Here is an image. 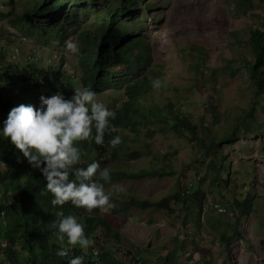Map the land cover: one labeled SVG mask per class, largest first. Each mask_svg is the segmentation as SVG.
Returning a JSON list of instances; mask_svg holds the SVG:
<instances>
[{
    "label": "rangeland",
    "instance_id": "1",
    "mask_svg": "<svg viewBox=\"0 0 264 264\" xmlns=\"http://www.w3.org/2000/svg\"><path fill=\"white\" fill-rule=\"evenodd\" d=\"M38 1L0 0V48L7 52L6 40L14 39L13 43L20 49L14 60H20V64L30 61L27 55L36 48V56L32 55L37 58L34 60L36 66H49L50 72L61 67L65 73L73 74V80L77 81L81 75L79 54L69 52L65 41L73 40L79 44L88 40L86 32L97 35V28L103 24L106 4L113 3V0H69L67 8L71 22L61 33L63 40L49 38L53 34L37 33L35 36V30L15 26L10 21L6 11L11 9L13 17L21 16ZM255 1L256 7L242 14L234 9L233 0H144L133 13L122 16L127 29L136 31L135 36L140 35L150 44L149 66L155 71L145 70L143 74H155L159 81L150 100L159 105L169 102L183 105L192 115L193 122L204 120L210 130L218 131L220 135L230 129L229 123L253 103L252 80L238 56L242 53L252 55L248 43L250 31L264 27V0ZM24 37L26 41L22 40ZM231 57L238 59L233 63L235 71L232 73L223 68ZM198 62L202 63L205 77L197 74L195 66ZM213 71L215 74L210 76ZM124 74L125 71L121 70L116 79L118 84L105 87L97 100L108 105L119 101L125 84L131 81L129 75ZM119 85L122 88L115 89ZM212 101L217 103L219 112L215 127L206 111V105ZM262 104L264 97H259L255 112L258 123H264ZM138 147H148L160 157L167 154L174 172L164 177L105 184L106 190L119 185L123 191H114L111 197L113 207L98 213L111 222L125 240L150 250L151 264H161L160 257L165 252L180 247L183 250L177 258L179 264H206L205 260L211 264H264V127L259 133H241L239 139L223 145L231 181L225 187L210 185L206 166L208 157L203 161L199 147L186 135L179 137L171 132L158 131L150 139L141 140ZM138 147L133 145L131 148ZM102 162L106 167H117L111 157ZM122 163L133 170L147 166L143 160ZM205 175L207 180L201 183V190L206 192V198L198 225L195 216H185L173 200L170 202L173 212L140 206H131L124 216L112 212L115 208L125 207L132 198L155 202L175 191H183L185 187H196ZM235 185L238 188L244 186V195L249 193L252 213L245 216L239 226L242 238L235 237L227 251L219 237V230L225 226L221 227L218 221H234L229 219L234 215L228 207Z\"/></svg>",
    "mask_w": 264,
    "mask_h": 264
},
{
    "label": "trees",
    "instance_id": "2",
    "mask_svg": "<svg viewBox=\"0 0 264 264\" xmlns=\"http://www.w3.org/2000/svg\"><path fill=\"white\" fill-rule=\"evenodd\" d=\"M68 1L39 0L31 9H26L21 16L16 17H13L11 9L6 12L13 25L35 30V36L53 34L49 38L61 39V33L65 30L63 26L70 22ZM143 1L113 0V3L106 4L102 27L97 28L99 34L85 33L90 44L85 47L88 49L87 54L80 60L81 87L88 86L97 95L102 86L111 85L120 68H126L127 75L132 80L125 84L119 101L111 105L103 102L115 112V117L110 119L111 127L105 129L104 143L98 145L91 140L76 142L82 153L79 166L96 160L101 167H106L105 164L102 165V160L111 157L117 167H108L109 182L169 176L174 170L173 165L167 161L168 155L160 157L148 147L142 149L138 145L141 140L150 139L158 131L171 132L179 137L188 136L199 147L202 160L206 161V156L208 157L206 166L211 186H228L231 181L226 157L222 152L223 145L239 139L241 133H259L264 127V123H258L255 113L257 99L264 97V27L250 31L248 43L252 55L242 53L238 56L252 80L253 103H250L247 111L243 110L229 123L230 129L220 135L218 131L210 130L204 120L193 122L192 115L183 105L177 106L174 102L159 105L150 100L156 89L152 87L151 81L158 80L155 74H143V71L151 70L150 44L140 35L135 36L136 31L127 29L125 21L121 20L122 16L130 15L138 9ZM233 1L234 9L242 14H247L256 7L255 0ZM234 35L237 36V33L234 32ZM91 38L94 39L90 40ZM14 41L8 39L6 44L12 45ZM6 53L0 48V121L7 117L12 107L21 103L39 107L41 95L47 97L59 91L66 98L71 96L68 86L71 87L72 82L64 72L59 70L49 74L45 66L40 68L32 63L9 61ZM236 61V57L228 58L223 68L234 72L233 63ZM195 68L197 74L205 77L201 62ZM115 71L117 72L114 73ZM154 71L152 69L151 73ZM214 74L215 71L210 76ZM116 83L118 84V80ZM121 88L122 85H119L115 89ZM261 106L264 107L263 104ZM217 108V103L213 101L206 105L214 127L219 120ZM116 135L121 137V142L115 147L110 146L108 141ZM133 145L138 148H131ZM141 160L146 161L147 166L137 170L122 163ZM205 180L206 175L196 187H185L183 191H175L159 201L129 199L125 207L115 208L112 212L124 216L131 206L173 212L170 206L173 200L185 216H195V224L198 225L206 198V192L201 190V183ZM44 183L39 171L29 166L8 138H0V264H67L68 259L74 255L84 256V264L152 263L151 251L125 240L120 231L98 213V209L89 211L73 206L70 202L52 205V194L45 190ZM243 188L244 186L238 188L235 185L228 207V211L234 215L229 219L234 221H218L221 227L225 226L219 230V237L227 251L235 237L242 238L239 226L243 218L252 213V199L249 193L243 194ZM57 211L74 215L83 224L85 234L94 244L81 249L78 245H69L66 238L59 240L53 227V222L58 220ZM60 248L67 250L65 257L55 255ZM182 250L183 247H180L172 252H165L160 257L161 264H179L177 258ZM205 261L206 264H211L209 260Z\"/></svg>",
    "mask_w": 264,
    "mask_h": 264
},
{
    "label": "clouds",
    "instance_id": "3",
    "mask_svg": "<svg viewBox=\"0 0 264 264\" xmlns=\"http://www.w3.org/2000/svg\"><path fill=\"white\" fill-rule=\"evenodd\" d=\"M22 40L26 41V37ZM89 44L88 40L79 44L73 40H66L65 48L69 52L79 54L80 61L87 54L88 49L85 47ZM7 48V59L11 55L12 61L20 62L14 60L15 54H20L16 44H8ZM36 54L37 49L33 48L27 55L30 61L25 62L35 64L34 60L37 58L34 59L32 55ZM45 67L48 68L47 72H50L49 66ZM120 69L117 70L118 73L114 72L117 77L113 78L109 86L116 85L115 81L121 70L125 71L124 76H128L126 68ZM59 70L65 73L61 67ZM65 75L72 82L71 87L68 86L70 97L66 98L57 91L47 97L41 95L39 107L24 103L12 107L7 117L0 121V138H8L29 166L39 171L45 181V190L52 194V205L70 202L73 206L83 207L89 211L93 208L107 211L113 207L111 197L114 191L120 192L123 188L112 185L111 190L105 189V184L110 181V170L108 167H101L96 160L79 166L82 153L76 142L91 140L95 144H103L105 129L111 127L110 119L115 117V112L97 100L100 93L96 95L90 87H81L82 75L77 81L73 80V74ZM128 77L131 78L130 75ZM158 83L159 81L155 79L151 81L152 87H157ZM104 88L102 86L101 91ZM120 142L121 137L116 135L108 144L115 147ZM56 215L58 220L53 222V227L59 240L63 241L66 238L69 245H78L81 249L94 244V241L85 234L83 224L74 215H65L60 211H57ZM55 255L65 257L67 250L60 248ZM67 264H84V256L74 255L68 259Z\"/></svg>",
    "mask_w": 264,
    "mask_h": 264
}]
</instances>
